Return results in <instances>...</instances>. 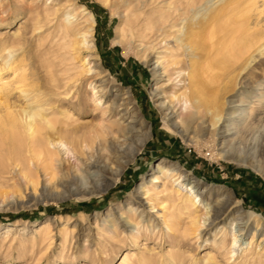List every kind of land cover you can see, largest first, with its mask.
Masks as SVG:
<instances>
[{"label": "rangeland", "instance_id": "obj_1", "mask_svg": "<svg viewBox=\"0 0 264 264\" xmlns=\"http://www.w3.org/2000/svg\"><path fill=\"white\" fill-rule=\"evenodd\" d=\"M226 3L0 0L1 117L8 106L25 104L20 89L26 83L24 88H37L42 99L58 108L60 119L70 108L79 119V134L101 121L115 125L123 116L121 125L132 122L151 133L118 175L105 173V186L90 192L48 196L44 188L58 191L56 179L49 181L40 170L33 186L20 176L19 167L0 165V264H264V234L252 239L253 231L264 227V0ZM82 5L89 13L81 11ZM206 9L212 10L208 20L202 19ZM67 17L74 26L71 37L59 35ZM190 29L196 32L194 53L178 49L173 37H183ZM88 30L91 41L78 45ZM165 32L171 35L163 37ZM240 35L251 37L254 44L234 59L229 46ZM68 41L74 44L69 50L64 48ZM84 59L88 72L79 67ZM191 72L206 85L207 98L218 95L222 114L233 112L231 124L240 130L229 146L233 157L222 150L231 138L225 143L219 139L210 115L195 113L177 99L183 91L189 94ZM100 80L106 86L96 92ZM68 94L85 103L74 107L73 97L68 107L61 101ZM112 98L119 107L110 108ZM228 100L239 108H228ZM169 105L172 116L165 119ZM190 113L193 121L185 127L181 120ZM63 156L65 168L69 164L84 175L74 154ZM165 169L184 173L187 180L171 181L199 200L195 213L204 225L198 231L192 228L190 212L155 197L162 185L154 182L152 189L150 179ZM61 175L59 171L57 178ZM143 182L146 187L138 191ZM146 188L152 200L146 198ZM218 203L226 205V212L208 225ZM238 211L243 219L235 220ZM233 237L238 244L230 261L226 252ZM213 253L214 261L208 259Z\"/></svg>", "mask_w": 264, "mask_h": 264}, {"label": "bare ground", "instance_id": "obj_2", "mask_svg": "<svg viewBox=\"0 0 264 264\" xmlns=\"http://www.w3.org/2000/svg\"><path fill=\"white\" fill-rule=\"evenodd\" d=\"M225 1H227L226 4H228L235 2L236 0ZM81 11L89 13L83 5ZM211 12V9H206L202 15V19L208 20L211 17ZM133 16H135L134 13ZM89 19H91V15L87 18V20ZM129 20L130 22H135L137 17H135L134 20H132V18ZM241 24L243 25V23H240L239 25ZM239 27L241 28V26ZM132 28L133 26L130 25L128 30L131 32ZM147 29L152 28L150 27ZM73 30L74 26L70 24L69 17H67L60 24L59 35H62L63 37H71L74 33ZM182 30L183 26L179 27L176 31L182 32ZM214 30L212 29L207 32V36L211 35ZM163 34H165L163 37L171 35L168 32ZM82 36L85 37V39L76 41L78 45L81 43L84 45V43L88 41L90 42L92 31H85L82 33ZM195 36L196 32L194 29L184 31L183 37L176 34L173 35L178 43V49L185 48L186 50H189L190 53H194V49L198 47L197 43L194 42ZM253 44V39L247 35H240L235 39L233 38V40H231V46H229L231 48V52L229 51L230 57L239 59L248 51V49H250L251 46H253ZM72 45L74 46L73 43L68 41L64 48L69 50ZM88 46L95 45L91 43ZM20 62L21 61H19V63ZM173 62L175 64L177 63L176 61ZM85 63L86 59H84L79 66L81 72L89 71L88 68H85ZM8 64V67L13 71L17 70V65L10 66L11 63ZM188 78L190 83L189 94H187L186 91H183L177 96V99L179 101L182 100L185 104L188 103V107L194 109L195 113L202 114L205 112L210 115V126L216 129L219 139H224L225 143L227 142L225 140L231 138L228 139V144L225 143V145L222 146V150L227 157H233L235 154L231 152L229 146L231 142L234 141V138L236 139L240 134V130L233 127L231 124V122L235 120L234 116H232L233 112H228L226 115L222 114L223 103L219 101L217 94L212 96L211 99L207 98L205 93L206 85L201 82L197 74L191 72ZM214 78L215 76H211L209 80L213 82ZM21 80L22 82L25 80L24 75H22ZM23 86L27 87L28 84L23 83ZM105 86L106 85L103 81L100 80V87L96 92H103ZM24 87L20 90L25 98V104L18 108H11L8 106L5 115L3 117L0 116V151H4L2 155L0 154V165L9 166L14 164L16 167H19L20 176L26 180L27 184L31 183L33 186L37 183V173L40 170L49 176V181H54L56 179L55 187L59 188L58 191L44 188V193L48 196L63 197L71 193L90 192L104 187L106 182L103 180V175L107 172L118 175L122 168L142 149L148 137H150V131H142L132 122H126L124 125H121L120 121H125L123 120L125 119L123 115V117L116 119L115 128L113 127V121L106 124L101 121L90 126L88 128L89 133L79 134L78 132L80 131V128L75 126L79 119L74 113H72L70 108L62 111L64 117L60 119L58 117V108L52 103L42 99V93L37 92V88L35 89L33 86H30L29 88ZM73 97L76 98L74 101V107L76 105L80 107L85 103L82 98L69 94L61 101L69 107V103L72 102L71 99ZM233 103L232 100H228V108L231 110L239 108V104L235 105ZM95 106H98V104L95 103ZM112 107H119V103L115 98L111 99L110 108ZM165 110V119H170L172 116L171 113L173 112L172 105L166 106ZM242 114L245 116L247 113L244 111ZM237 116L239 118L241 115L238 114ZM192 119L193 114H188L183 121L181 120L182 125L188 127L192 123ZM225 147H227V149H223ZM105 152L107 153L105 154ZM69 153L74 154L76 159H78V161L84 166V175H81V172L78 174V172L72 171L71 169L74 167L69 164L66 168L64 167L63 161L65 162L66 157L63 155H68ZM157 168L163 169L161 164H158ZM91 169H93V171H89ZM59 171L62 172V175L58 179L57 174ZM173 177H176L175 179L187 180L185 174L179 171V169H172L170 173L168 169H165L162 176L156 175L150 179V184L153 186L152 189H154V182H161L162 185V188L156 191L155 197H161L162 202L168 203L171 208H176L178 210L185 209L188 211L186 213L190 212L192 218L191 225L196 232L202 224L204 225V222H201L200 214L196 215L195 213L197 205H199V200L196 199V196H192L187 192L184 193L182 189L176 187L173 184L174 181H171ZM196 186L197 184L195 183L192 187ZM145 187L146 185L143 182L138 188V191ZM149 192L150 189L146 188V198L152 200L154 196L152 197L153 194L150 195ZM225 212L226 205L224 203L214 205L212 207V212L210 213V221L207 224H213L221 218ZM202 214L209 215V212L205 211ZM236 219H243L242 211H238V214L235 217V220ZM225 231L226 230H224V232ZM261 233L264 234V227L260 224L259 227L253 231L252 239L257 234ZM224 240L223 237L219 243V248L223 247ZM237 244L238 240L233 237L231 244L227 247L226 253H228V260L233 258ZM214 254L215 253L208 256V259L214 261ZM253 262L254 259H252V263ZM217 263L218 262H209V264Z\"/></svg>", "mask_w": 264, "mask_h": 264}]
</instances>
